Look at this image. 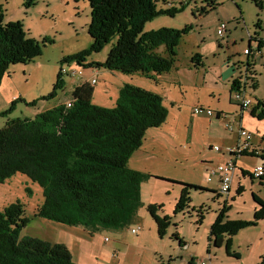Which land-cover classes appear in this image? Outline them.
<instances>
[{
    "label": "rangeland",
    "instance_id": "1",
    "mask_svg": "<svg viewBox=\"0 0 264 264\" xmlns=\"http://www.w3.org/2000/svg\"><path fill=\"white\" fill-rule=\"evenodd\" d=\"M212 1L217 4L214 9H208L206 0H155L157 11L183 10L173 17L157 16L144 25L142 33L161 28L182 30L188 26L190 29L175 49L173 69L147 79L137 73L124 75L96 67L105 62L111 44L89 53L82 66L73 61L61 64L88 50L92 44L86 0H37L29 7L24 6V0H0L2 24H20L25 38L36 41L41 47L40 55L32 62L10 65L2 76L0 114H7L0 115V129L8 120L32 119L39 112L65 103L71 99L75 87L91 79L96 80L92 85V103L96 106L113 108L119 89L129 84L159 95L168 111L165 123L149 129L142 147L129 159L130 169L153 176L141 184V206L130 225L117 231L100 230L90 237L81 227L37 218L43 203L42 189L17 173L0 184V211L16 202L22 206L25 226L20 238L63 244L76 264H191L200 257H210V264L262 263L264 217L232 237L229 252L237 253L239 259L227 253L225 243L214 248L209 242L210 227L224 206L226 220H254L258 206L253 194L264 201V179L261 182L242 171L245 169L251 174L260 165V158L247 155L236 159L237 169L227 195L220 194L217 176L211 181H207V177L208 170L216 169L228 159V148L235 145V133L229 132L225 123L234 124L232 115L238 111L229 101L228 84L216 79L226 59L224 51L215 52L217 43L221 42L217 25L228 23L225 35L228 41L235 42V46L230 47L243 53L250 38L264 40V0H258L259 7L254 0ZM201 8L206 12L200 13ZM257 20L259 29L255 28ZM253 45L255 43L251 42ZM158 51L162 53L163 48ZM261 51L264 55V47ZM197 54L203 57V66L192 60ZM263 66L264 56L258 59L255 74H252L258 82L256 89L251 92L246 89L247 97L255 103L254 96L264 98ZM60 67L80 70L82 76L73 79L63 76V89L50 97ZM194 108L221 112V118L195 115ZM171 181L203 190H189L190 201L177 210L182 188ZM150 205L157 207L159 216L170 219L171 224L162 239L148 214ZM137 228L140 230L133 234L131 230ZM173 234L182 241L181 246L172 238Z\"/></svg>",
    "mask_w": 264,
    "mask_h": 264
},
{
    "label": "trees",
    "instance_id": "2",
    "mask_svg": "<svg viewBox=\"0 0 264 264\" xmlns=\"http://www.w3.org/2000/svg\"><path fill=\"white\" fill-rule=\"evenodd\" d=\"M36 1L24 0V6L29 7ZM86 1L90 9L88 35L92 44L88 50L61 64L73 61L82 66L89 53L111 44L105 62L96 67L124 75L137 73L147 79L173 69L175 49L190 27L161 28L148 33L142 30L157 16L173 17L183 8L157 11L155 0ZM206 1L208 9L217 6L212 0ZM254 3L259 7L258 0ZM205 12L206 9L201 8L200 13ZM2 17L0 10V80L8 66L26 65L41 53L36 41L25 38L20 24L4 25ZM255 28H260L259 20ZM252 40L257 42V51L261 53L264 40ZM160 48H163L162 53L158 51ZM263 56L259 55L260 60ZM192 60L200 66V55ZM246 72L250 71L246 69ZM60 73L61 67L50 97L64 87ZM250 79L245 77V86ZM252 80L251 89L255 90V79ZM238 88L239 83L232 82L231 92ZM92 94V86L84 83L72 91L70 107L59 104L37 113L32 119L8 120L0 129V184L17 173L26 176L42 189L43 203L37 218L81 227L90 237L100 230H121L132 222L141 206V184L153 176L130 169L129 159L142 146L146 132L159 128L168 116L159 95L129 84L119 89L113 108L94 105ZM216 114L219 119L220 114ZM250 114L263 120L264 101L257 100ZM260 158L264 160L263 156ZM242 173L250 176L245 171ZM171 182L182 188L177 210L190 201L189 190H203L191 184ZM253 199L258 208L252 222L224 219V206L210 227V244L220 248L225 243L227 253L235 259H239V255L229 252L232 237L264 217V201L254 194ZM147 211L162 239L171 224L170 219L159 216L156 206H148ZM22 215L18 202L0 211V264H76L63 244L20 238L25 226ZM172 238L181 246L177 234ZM261 264H264V254Z\"/></svg>",
    "mask_w": 264,
    "mask_h": 264
},
{
    "label": "crops",
    "instance_id": "3",
    "mask_svg": "<svg viewBox=\"0 0 264 264\" xmlns=\"http://www.w3.org/2000/svg\"><path fill=\"white\" fill-rule=\"evenodd\" d=\"M237 24H238V22H237ZM227 25H228V23H226V31L224 32L223 37L219 38L221 40V42L217 43V47L215 49L216 53L219 50L224 51L225 52V58H226L224 63L220 67V70L217 74L216 79L223 84H228V91H229V96H230L229 101L233 102L238 108V111L236 110L237 112L234 111V114L232 115L231 121H233L235 124L240 123V126L242 128H244L245 130L252 133V135H253L252 148L253 149L262 148V147H264V119L263 120H257L255 117H253L250 114L251 108L255 105V102H253L246 95V89H248L249 92L253 91V90H251V88L250 89L248 88V87H251V85L253 84L252 83L253 75L250 72L255 74V67L257 66L258 59H260L259 55L256 56V54L254 55V57L246 56V51H248L250 48H253L256 51L257 50V42L252 40L254 38H250V40L247 43V48L244 49L243 53L235 52L233 50L234 47L233 48L230 47L232 45L235 46V42L234 41H228L227 36L225 35V33H227ZM218 27H219V24L217 25V29H218ZM255 39L259 40L260 38L255 37ZM261 40H263V39H261ZM251 42H254L255 45L251 46ZM260 51H261V49H260ZM261 53L263 54L262 51H261ZM235 57H238L239 59H236ZM202 59H203V57L200 56V65L201 66H203ZM246 69H248L250 71L249 74H247ZM246 76H247V78H249V79L251 78V79L248 80V86L243 87L244 84H242V83H244ZM235 81L237 83H239V85L242 84V88L245 91L246 98L251 101V108L249 110L243 111L240 108L239 104L234 100L233 91L231 92V85H232V82H235ZM255 83H256L255 85L257 87L258 82L255 81ZM78 86H80V85H78ZM254 99L264 101V98H256V96H254ZM67 101H70V100H67ZM65 103H60V104H65ZM57 105H59V104H57ZM215 113L220 114L219 115V119H220L221 118V112H215ZM213 118H216V117H213ZM232 133H235L234 135H235V145H236V143H237V131H233ZM231 148H233V147H231ZM231 148L229 147L228 149H231ZM218 151H220V150H218ZM256 155L259 158L261 156L258 153H256ZM227 157H228V159H226L225 161L229 160L230 158L233 159V157L230 156L229 154L227 155ZM240 157H242V156H240ZM237 158H239V157H237ZM237 158L233 159L235 161L236 169H237V163H236ZM260 160H261V158H260ZM260 164L264 165V160H261ZM241 169H244V168H241ZM243 171L247 172L245 169ZM200 258H202V257H200ZM204 259H207V258H204ZM210 260H211V258H210Z\"/></svg>",
    "mask_w": 264,
    "mask_h": 264
},
{
    "label": "built area",
    "instance_id": "4",
    "mask_svg": "<svg viewBox=\"0 0 264 264\" xmlns=\"http://www.w3.org/2000/svg\"><path fill=\"white\" fill-rule=\"evenodd\" d=\"M226 31V23H219V27L217 29V36L218 38L223 37L224 32ZM260 55L261 53L259 51H255V49L250 48L248 51H246V56L254 57V55ZM61 78L63 76L68 77L70 79L77 78L79 76H82V72L80 70H65L64 68L61 69ZM97 75V71H95L94 78ZM89 86H92L96 83L95 79H91L87 82H85ZM243 87H245V83ZM242 84L239 85V88L236 89L233 93L234 100L239 104L240 108L244 110H249L251 108V101L246 98L245 91L242 88ZM66 107L71 106V102L68 101L65 103ZM193 113L195 115H200V114H205L206 117H216V113L209 109H203V108H194ZM237 125V126H236ZM236 127V128H235ZM225 128L229 132L237 131V143L236 145L228 149V154L232 156L233 158H237L242 156L244 153L246 154H255L258 153L261 156L264 157V147L258 148V149H253L252 148V139L253 135L249 131L245 130L240 126V123L238 124H231L230 122L225 123ZM215 151H218V148L214 149ZM236 171V165L235 161L230 158L229 160L225 161L223 164L219 165L216 169H210L208 170V177L207 181H211L212 177L217 176L219 180V189H220V194H228L230 191L232 181L234 178V173ZM250 176L254 179H261L264 177V165L260 164L256 166ZM140 229H132L131 232L133 234H137ZM107 241V239H105ZM210 257H207V259L200 258L195 260L192 264H210Z\"/></svg>",
    "mask_w": 264,
    "mask_h": 264
},
{
    "label": "clouds",
    "instance_id": "5",
    "mask_svg": "<svg viewBox=\"0 0 264 264\" xmlns=\"http://www.w3.org/2000/svg\"><path fill=\"white\" fill-rule=\"evenodd\" d=\"M84 84V83H83ZM68 102V101H67Z\"/></svg>",
    "mask_w": 264,
    "mask_h": 264
}]
</instances>
